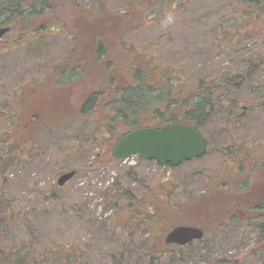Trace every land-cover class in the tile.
I'll return each instance as SVG.
<instances>
[{
    "label": "rangeland",
    "instance_id": "rangeland-1",
    "mask_svg": "<svg viewBox=\"0 0 264 264\" xmlns=\"http://www.w3.org/2000/svg\"><path fill=\"white\" fill-rule=\"evenodd\" d=\"M88 9L101 17L102 26L94 35L109 38L107 55L98 56L91 43L83 52V47L72 52L75 29L66 31L48 15L35 20L44 29L29 37L28 43L15 45L14 32L0 39V136L10 135L17 141L19 132L33 131L32 115L51 125L56 119L64 121L52 130L45 120L39 123L41 143L6 175L15 207L4 222V248L31 253L38 260L62 262L61 245L72 243L79 252L78 262L81 255L85 258L81 264H150L146 236L137 232L127 247L125 238L130 231L122 225L128 220L139 222L141 207L135 204L133 211L124 198L116 208L106 207L103 199L112 182H126L127 171L133 168L132 186L141 192L159 185L172 190L173 183L183 182V189L175 195L183 204L171 213L173 222L236 218L222 232L207 234L206 240L176 244L175 252L153 264H205L210 260L215 264H264V240L259 242L264 238V208H251L253 194L264 192V68L243 83L236 97L239 107L230 109L217 92L204 157L176 168L138 157L110 163L104 154L107 143L78 155L79 140L95 131L96 119L78 112L84 93L95 85V74L102 78L106 72L113 73L116 84L129 81L123 70L129 52L123 45L138 50L144 60L150 57L162 70L172 69L175 88L181 85L189 90L197 81L209 85L245 76L251 59L264 58V22L254 23L244 16L239 0H78L77 6L61 9V15L77 28L79 16L85 17ZM126 16L134 23L131 27L125 25ZM87 24L83 29H92ZM118 28L124 29L125 41L113 38ZM69 51L70 59L63 62ZM58 63L66 70L63 77L54 72ZM76 76L78 80L72 82ZM62 116L73 118L66 123L67 117ZM103 136L99 134V139ZM97 153L103 154L107 164L95 163L88 169ZM72 170L75 175L60 186L59 177ZM157 194L166 198L165 193ZM116 195L110 196L111 203Z\"/></svg>",
    "mask_w": 264,
    "mask_h": 264
},
{
    "label": "trees",
    "instance_id": "trees-1",
    "mask_svg": "<svg viewBox=\"0 0 264 264\" xmlns=\"http://www.w3.org/2000/svg\"><path fill=\"white\" fill-rule=\"evenodd\" d=\"M239 1L240 6L245 9L244 16H248L249 20L254 23L264 22V0ZM77 4L78 0H0V26H9V33L14 32L17 34V39H15L14 44L21 45L22 43H28V40H30L28 39L29 37L38 33L39 30L41 31L44 29L43 26H37L34 22L40 16L48 15L52 21L61 25L66 31L71 30L69 29L71 27L75 29L73 37L75 38V43L73 44L72 52L74 51L77 53L81 47H83V52L85 51L86 45L91 43L92 46H94L93 48L97 51L98 56L107 55L110 51V45L108 44L109 38H106L100 33L97 37L94 35V33L99 30V27L102 26V21H100L101 17H97L96 12L88 9L89 13L85 17L80 15L78 19L81 21L77 24L79 27H77L78 29L75 28L74 25L71 26V24L63 19L61 9L69 6L75 7ZM143 8L145 7L143 6ZM138 16L139 15H136V17ZM125 18V25L128 24L129 27H131V25L134 24L132 23L133 21L128 22V17L126 16ZM88 22L89 24L87 25L92 27V29H83L85 23ZM123 27L124 26H122V28ZM79 29L80 31H78ZM114 35L118 40L122 39L124 37V29H119L114 32L113 38ZM123 40L125 41L124 38ZM71 43H73V41H71ZM80 43H83V45H79ZM123 46V49L129 52L128 59L123 68L125 71V80L129 81L116 84L113 73L106 72L105 76L102 78L97 75L98 73L95 74L97 80H95L94 87L90 91L84 93V97L79 104L80 109L78 107L79 115L85 117L92 116V119H96L95 131L91 134H86L79 140L78 155H85L99 145H105L107 143L109 148L107 149V153L104 152V154L108 156L109 162H120L112 158L111 149L126 133L139 127H160L170 123L193 125L205 135L210 145L207 126L215 112L213 103L216 102L217 92H221V95L223 94L224 101L230 109L239 107L240 104L236 100V97L240 93L243 83L247 81L251 75L256 74L259 70L264 68V58L257 57L256 59H251V61L247 63L248 68L245 76H233L223 81H218V83L214 81L209 85L203 83V81H197L192 84L189 90L183 88L181 85L177 86V89L175 88L176 82L170 77L172 69L168 67V69L162 70L150 57L144 60L138 50L135 52L129 45ZM70 52L71 51L65 53L66 58L63 59V62L70 59ZM110 60H112L111 56ZM54 72L61 75V77L66 75V70L60 63L56 65ZM101 74H103V72ZM58 76L56 77L59 78L60 76ZM77 80L78 77L76 76L72 82H76ZM96 81H98L97 84ZM221 95H219V97ZM96 113L98 115H96ZM62 117H67L64 118L66 123L73 118L71 116ZM44 120L45 119L41 116L32 115L31 123H35L33 131L29 132L30 134L27 132L23 133V131L19 132L17 141H15V139H10V135L0 136V149H3V153L0 154V264H55L61 262V260L57 262L56 259H54V261H49L48 259L38 260L36 255L31 253L23 254L20 250L15 249L7 250L3 245L4 222L6 217L14 212L15 207L14 201L8 195L6 175L10 172V168H14L25 159L24 155H31L34 146H38L41 143L39 138L42 131L39 132V127ZM55 121V124L51 125L48 124L49 121L45 120V123L49 126L47 129L52 130L55 126L58 127L59 124V126L64 124V121H59L57 119ZM99 134L100 136H105L99 139ZM102 156V153H97L94 161L88 166V169H92L91 167H93L95 163L105 166L107 163L104 162ZM141 160L150 162L144 159ZM61 168L65 169L66 166L63 165ZM133 170V168H130L127 171L128 180L126 182L122 183V181L116 179L112 186L104 191V194L107 196H104L103 199L106 203V207L112 206L116 208L120 199L123 198L128 202V208L132 207L133 211L136 210L135 204L141 207L137 213L139 216H142L139 222H136L135 219L134 223L131 220L122 223V225H126L125 227L130 231L125 241L128 242V247L131 243V239L137 232H140L143 236L145 235L146 240L150 241L146 243V240L143 239L144 244L147 245L146 253L148 257H150V264H153V262L162 259L165 254L173 253L176 251V248H178L175 244H167L164 236L168 228H173V226L178 223L172 221L171 218L173 215L171 213H177L178 208L175 209V206H177V204L178 206H182L183 204V202L178 203L179 199L175 196L178 194L177 190L179 188L183 189V182L179 181L173 183L172 190L165 187L163 189V185H159L153 186L151 191L141 192V190L138 191L139 189H134L132 186L136 178ZM159 192L165 193L164 195L166 198L163 199L161 197L162 195L157 194ZM111 195L117 196L112 203L110 200ZM253 195L256 202H253L251 208L254 207L255 209L257 205H260V209H262V206L264 208V192L259 195ZM251 212L253 211L251 210ZM263 212L264 211L261 212V215L264 214ZM256 216L259 217L258 215ZM235 220L236 218L232 217V220L229 221H211L210 223L195 221L187 222V224L199 225L207 234H217L222 232L224 230L223 228L231 225L230 222H235ZM178 224H183V222L180 221ZM203 240H206V236ZM261 240H264L262 236L259 242H261ZM61 246L63 256L65 257V260L62 262L66 264H81L84 262L85 258H82V255L78 262L79 256L77 255L79 252H76L75 245L71 243ZM180 248V250H182L184 247L180 246ZM200 257L201 256H199V258ZM171 258H173L172 255L170 256V260ZM62 262L60 264H65ZM216 262L217 264H226V262ZM205 264H215V261L210 260ZM228 264H236V261H232Z\"/></svg>",
    "mask_w": 264,
    "mask_h": 264
},
{
    "label": "water",
    "instance_id": "water-1",
    "mask_svg": "<svg viewBox=\"0 0 264 264\" xmlns=\"http://www.w3.org/2000/svg\"><path fill=\"white\" fill-rule=\"evenodd\" d=\"M10 30L0 27V39ZM208 142L201 131L190 124L170 123L160 127H140L126 133L111 149L115 160L132 155L161 166L178 167L182 163L201 158L207 154ZM75 170L63 173L58 184L62 186L75 175ZM204 237L200 227L180 224L165 236L167 244L186 245Z\"/></svg>",
    "mask_w": 264,
    "mask_h": 264
},
{
    "label": "flooded vegetation",
    "instance_id": "flooded-vegetation-1",
    "mask_svg": "<svg viewBox=\"0 0 264 264\" xmlns=\"http://www.w3.org/2000/svg\"><path fill=\"white\" fill-rule=\"evenodd\" d=\"M1 27V26H0ZM3 27V26H2ZM241 215V214H240ZM242 215H244V214H242ZM231 224L232 223H234V222H230ZM189 225H194V224H189ZM194 226H199V225H194ZM199 227H201V226H199ZM202 228V227H201ZM202 230L204 231V237L203 238H205V236L207 235V232L202 228Z\"/></svg>",
    "mask_w": 264,
    "mask_h": 264
}]
</instances>
